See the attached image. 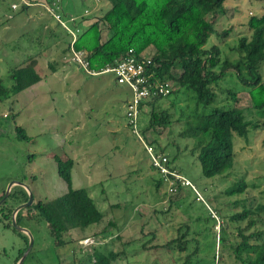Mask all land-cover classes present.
<instances>
[{"label":"rangeland","instance_id":"374dc122","mask_svg":"<svg viewBox=\"0 0 264 264\" xmlns=\"http://www.w3.org/2000/svg\"><path fill=\"white\" fill-rule=\"evenodd\" d=\"M60 1L62 6L71 7L77 14L87 9L84 11L88 13L84 18L87 22L97 16L96 9L108 7L103 0ZM12 2L14 0H0V79L4 85L10 81L7 72L18 66L27 53L42 52L47 48L45 44L51 40L57 43L61 51L66 42L73 38L70 28L67 32L69 36L48 14L45 13L47 17L38 20V11L34 9L43 8L35 2V5L28 6L26 15L19 11L20 7L10 9ZM262 12L264 0H225L223 13L211 19L219 36L211 35L204 47L216 43L220 60H235L238 57L234 49L236 39L250 33L246 21L250 16H258ZM48 21L56 27H51ZM79 24L76 21L75 25ZM53 31H56L55 35L49 34ZM223 31H227L224 37L220 35ZM147 48L141 53L152 55L153 47ZM46 51L42 54L45 55ZM64 55L65 58L62 57L60 61L72 65V77L53 84L54 101L51 103L48 100L47 103V108L51 109L49 114L44 111L45 108L39 111L45 120H49L48 124L57 129L55 137L18 138L12 117L19 114V118L33 127L31 129L38 124V120L23 110L19 112L17 104L12 102L14 96L0 100V186L12 178L23 184L26 194L25 187L31 191L33 201L52 199L66 191L65 183L56 173L52 157L55 155L63 160L70 158L73 161L71 187L86 189L104 215L98 224L90 225L83 231L69 230L65 235L66 241L72 243L63 247L53 245L42 220L25 218L23 222L32 236V244L20 264H90L88 257L90 259L93 251L95 256L109 251L121 252L128 259L124 261L120 255L121 261L113 264H183L182 259L184 261L185 255L192 251L195 253L187 264H239L230 255L227 246L234 240L230 239L231 225L242 226L244 220L229 223L226 216L264 204V113L263 109L251 107L248 90H242L234 70L226 69L224 75L212 84L215 101L203 109L207 112L214 107L236 106L250 123L244 137L233 135L231 164L220 174L203 176L196 151L192 150L195 138L180 135L183 129L189 127L185 125V119L190 120L189 115L195 108L201 110V105L196 106L192 101L193 95L182 94L178 89L159 101L158 106L166 108L171 114L170 124L154 127V131L150 132L146 130L150 136L145 140L150 141L157 150L161 148L169 158L171 167L190 184L179 186L178 192L167 194L166 182L155 186L158 173L149 165L141 143L126 126L123 100L128 97L127 88L117 84L110 72L89 75L75 69V64L68 59L69 54ZM40 63L35 61L36 66L40 67ZM214 71L218 72V67ZM260 76L264 81V62L260 66ZM66 86L69 95L67 104H71V108L63 109V106L66 107ZM70 88H73V94L69 93ZM228 90L236 91V102L230 100ZM54 108L57 110L52 111ZM147 111L148 108L143 106L138 114V130L146 122ZM26 150L35 151L32 154L35 168L32 185L27 176L32 165L28 163ZM237 183H243L244 188L231 191ZM212 211L221 221L220 228L223 227L225 231L223 237H229L221 246L219 243L214 245L213 226L216 221L211 216ZM259 215L261 224L257 223L255 229L261 230L264 236V212H259ZM176 229L186 235L188 242L184 252L177 251L174 246L142 252L135 242L121 245L122 241L131 239L144 242L149 238L141 237L140 232L148 230L155 232L153 241L160 243L177 237ZM22 246V239L11 228L4 227L0 218V264H13ZM214 255H218V259H213Z\"/></svg>","mask_w":264,"mask_h":264},{"label":"trees","instance_id":"16d2710c","mask_svg":"<svg viewBox=\"0 0 264 264\" xmlns=\"http://www.w3.org/2000/svg\"><path fill=\"white\" fill-rule=\"evenodd\" d=\"M103 1L108 3V7L103 9L100 15L92 17L86 26L78 25L79 30L71 45L72 49L82 52L87 62V70L97 74L114 66L128 50L138 55L148 46H152L154 53L149 56L148 62L143 61L145 74L150 82L154 80L171 81V89L165 96H155L139 103L138 114L143 106L148 108V111L145 112L146 122L139 130L140 134L147 138L150 136L147 131H154V127H165L170 124L171 114L166 108L158 106L161 99L167 98L178 89L182 91V94L193 95L192 101L196 106L200 104L201 110L197 111L195 108L189 115L190 120L185 119L184 123L189 127L183 129L180 135L195 138V145L192 150L196 151V159L203 176L211 177L222 173L231 164L233 135L244 137L250 123L244 119L242 110L236 106L230 108L214 107L207 112L203 109L215 101L216 94L212 84L224 75L226 69L232 68L242 85V90H248L251 107L263 109L264 113V81H261L260 76V66L264 62V12L248 18L246 25L250 33L248 36L242 35L236 39L234 49H236L238 57L229 61L227 58L220 60L218 56L220 50L216 43L204 47L211 35L219 36L211 19L217 14L223 13L225 0ZM56 2L62 9L60 1L56 0ZM27 8L28 6H22L19 11ZM87 14L83 12L81 16H74L81 23ZM104 32H106L105 37L102 36ZM223 32L220 34L221 36L227 34V31ZM66 53L69 54V41L60 51L58 59L61 60L62 57L64 59ZM39 54L40 51L34 54L27 53L18 66L11 68L7 72V77L10 79L7 85H4L0 79V100L15 95L41 79L42 76L35 69V61ZM53 65L54 62H49L50 71ZM75 66L78 70L89 74L81 67ZM215 67H218V72L214 71ZM122 85L127 88L125 84ZM127 90L128 97L125 102L130 95L128 88ZM228 95L232 102H236V91L228 90ZM124 118L126 121L125 115ZM14 131L18 138H27L21 127L15 126ZM153 147L157 150L155 146ZM157 151L162 152V149ZM52 158L57 175L65 183L66 191L49 200L33 201L30 206L16 212L15 221L17 225L27 229L26 223L23 222L25 218L42 220L53 245L63 247L67 243H72V241H66L65 235L69 230L83 231L90 225L98 224L104 214L96 207L86 189L71 187L70 173L73 161L70 158L63 160L55 155ZM166 163L169 169L174 170L168 157ZM149 165L152 167L150 163ZM156 172L158 173L157 170ZM157 175L158 179L154 182L155 186L164 182L161 175L159 173ZM235 185L236 188L231 191H241L245 186L243 183ZM179 186L182 185L178 181H174L172 184L174 190H166L167 194L178 192ZM26 198L27 194L24 189L19 185H13L7 197L0 204V218L3 226L11 228L23 241V246L18 249L13 264L26 248L27 236L11 226V211L16 205L24 202ZM259 212H264V204H257L250 210L245 209L226 216L229 223L244 220L242 226L231 225L230 239L234 240L227 246L230 248V255L239 264H264L263 232L255 229L257 223L261 224ZM211 216L215 219V224L218 222L219 230L221 225L219 217L213 211ZM180 229H176L177 237L174 236L160 243L153 241L156 234L152 230H148L152 235L147 240L152 242L148 246L150 249L162 250L174 246L177 251L184 252L188 241L185 240L186 235L184 233L178 232ZM218 230H214V245L219 243L221 246L227 242L229 237L227 239L223 237L225 233L223 227ZM125 242L123 246L129 245L131 241ZM141 246L142 248L147 247V244L142 243ZM194 253L195 251L186 254L182 263L187 264L188 259ZM120 255H122L121 252L109 251L95 256L93 251V255L90 256V259L88 257V261L90 264H113L119 260ZM215 258L214 255L213 259Z\"/></svg>","mask_w":264,"mask_h":264},{"label":"built area","instance_id":"2783aa9c","mask_svg":"<svg viewBox=\"0 0 264 264\" xmlns=\"http://www.w3.org/2000/svg\"><path fill=\"white\" fill-rule=\"evenodd\" d=\"M34 2L35 4L41 6L45 13L51 16L57 24L59 23L66 33H69L68 28L73 31V38H70L69 40L68 59L86 72H89V74H94L95 72L87 70V62L84 58V54L73 50L71 46L79 30L78 26L75 25L77 17L74 15H63L56 0H14V2L10 4V9L17 10L18 7L30 6L32 4L35 5ZM148 60V55H143L142 53L135 55L131 50H128L114 66L106 68L102 72L112 73L118 84H125L129 89L130 95L124 105V115L127 119V127L141 143L142 148L148 156L149 163L153 168H155V171H158L162 180L167 183V190L173 191L174 188L172 187V184L174 181H178L180 185L186 186L190 185L188 180L178 174L175 170L168 168L166 163L167 157L165 154L155 150L153 145L149 141L145 140L137 128L139 103L149 100L155 96H165L171 89V81L154 80L153 82H150L148 80V76L145 74L143 65V61L148 62ZM196 196L199 198L198 193H196ZM214 229L216 231L218 230V222L214 225ZM216 249L217 248H215V250ZM215 259H217V257Z\"/></svg>","mask_w":264,"mask_h":264},{"label":"crops","instance_id":"0c3cea01","mask_svg":"<svg viewBox=\"0 0 264 264\" xmlns=\"http://www.w3.org/2000/svg\"><path fill=\"white\" fill-rule=\"evenodd\" d=\"M60 3H61V1H60ZM28 10L29 9H24L23 13L26 15L28 13ZM34 10L36 12L38 11V13L36 14L38 20L42 19L43 17H47V15L43 11V9H34ZM85 10H87V9H84L83 12ZM96 10H98L97 15H100V12H102L103 9H96ZM61 11H62L63 15L81 16L83 14V12L81 14H77V13H75V11L73 9L66 8L64 5L62 6ZM45 23H42V25H45ZM47 23H50L51 27L52 26L56 27V25H54L50 21H48ZM86 24H87V21H85V19L83 17V21L79 24V26H86ZM49 34L55 35L56 31L49 32ZM102 36L105 37L106 32H104L102 34ZM45 46L47 47L46 48L47 51H46L45 55L42 54L45 51V50H43L42 52H40V54L36 58V61L41 62L40 67L35 65L37 72L42 76L41 79L39 81H37L36 83L28 86L27 88L19 91L18 93L13 95L14 97L12 96L13 97L12 102L15 103V105L17 104L19 112H22V110H23L27 115L31 114L30 117L32 116L38 120V124H36L34 129H31L33 127L29 126V124H26L24 120L19 118V114H17L15 116V118L12 117L13 123L15 122V124H13L14 127L15 126L21 127L23 129L25 135L27 136V139L35 138L37 136L40 137L42 135H53L55 137L58 134L57 129L52 128L51 124H48L49 120L48 119L45 120L42 117V115L39 114V111H42L43 108H45L44 111L47 112V114H49V111L51 109L47 108V103H48V100L51 103H53V101H54V99L52 97V94L55 91L53 84L56 81H64L67 78H69L70 76L72 77V71H71L72 65H69L66 63L63 64L60 61V59H58V55L60 54V52H59L60 50H58V48H57V43L54 40H51V41H48V43H46ZM148 48H149V46H148ZM49 62H54V65H53V68L51 69V71L49 70V67H48ZM73 67L75 69H77L76 66H73ZM70 90L71 91L69 93L73 94V91H72L73 88H70ZM64 92H65V97L66 96L67 97H66V107L64 108V106H63V109H68V108H71V106H70L71 104H67L68 103V97H69L67 86L64 89ZM125 100H126V98H124L123 103L125 102ZM55 110H57V109L56 108L52 109V111H55ZM3 117H5V115ZM30 117H29V119H30ZM25 153L28 156L29 165H32L31 170L27 171V176L29 177V181L31 182L30 185H32V182L34 181V178H35L32 175L34 172V169H35L34 168V158H32V154L35 153V151L34 150L33 151L26 150ZM10 180H13V179L9 178L8 180H6V182H3V184L0 186V194L4 191L6 183ZM22 182L25 183V181H22ZM27 185H29V184H27ZM30 185H29V187H30ZM21 188H23V187H21ZM140 236L144 237L146 239V238H150V236H152V235L149 233V231H146L145 233L140 232ZM132 240H130L131 241L130 244L132 242H135L136 244H138L140 246V250L142 252H148V251L152 250V248L150 249V246H148L152 242L147 241L148 239H146L144 242H142V243H145V245L147 244V247H143V248L141 246L142 243L138 242L137 239H134V241H132ZM124 243H126V242L122 241L121 245H123ZM133 254H134V252L131 253L132 259H133ZM122 257H124V255ZM126 260H128V259L124 257V261H126ZM118 261H121V259L119 258Z\"/></svg>","mask_w":264,"mask_h":264},{"label":"water","instance_id":"95a60500","mask_svg":"<svg viewBox=\"0 0 264 264\" xmlns=\"http://www.w3.org/2000/svg\"><path fill=\"white\" fill-rule=\"evenodd\" d=\"M13 185H19V186H23L22 183L18 182V181H14V180H11L9 181V183L6 185V188L4 189L3 193H2V196L0 198V204L3 202V200L7 197L8 193H9V190L10 188L13 186ZM25 187V186H24ZM25 189L27 190V198L24 202L16 205L13 210L11 211V218H10V224L11 226L24 233L26 236H27V245H26V248L24 249V251L22 252V254L20 255V257L17 259V261L15 262V264H20L23 260V258L26 256V254L28 253V251L30 250V247H31V244H32V236L29 232L28 229L24 228V227H21L19 225L16 224V221H15V215H16V212L20 209H24L28 206L31 205V203L33 202V199H32V196H31V191L25 187Z\"/></svg>","mask_w":264,"mask_h":264}]
</instances>
